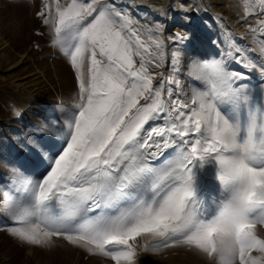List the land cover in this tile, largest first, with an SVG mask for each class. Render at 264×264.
Returning <instances> with one entry per match:
<instances>
[{"label":"snow or ice","instance_id":"obj_1","mask_svg":"<svg viewBox=\"0 0 264 264\" xmlns=\"http://www.w3.org/2000/svg\"><path fill=\"white\" fill-rule=\"evenodd\" d=\"M243 8L241 21L258 17L248 32L260 62L234 42L219 59L193 62L202 87L188 101L178 48L169 75L150 70L165 59L158 27L143 28L115 3L46 0L37 15L74 69L78 98L62 123L52 121L56 136L32 145L37 171L10 168L3 230L31 246L62 238L115 264H133L137 238L145 251L186 246L217 264H264L256 232L264 225V0ZM253 72L257 85L241 83ZM169 149L174 157L154 164ZM207 164L212 178L198 185L195 170ZM225 238L235 242L228 256L217 250Z\"/></svg>","mask_w":264,"mask_h":264},{"label":"rangeland","instance_id":"obj_2","mask_svg":"<svg viewBox=\"0 0 264 264\" xmlns=\"http://www.w3.org/2000/svg\"><path fill=\"white\" fill-rule=\"evenodd\" d=\"M46 0H0V264H7L15 255V263L27 264L28 246L10 236L4 227L11 222L4 209V198L14 185L9 183L10 168L32 175L37 171L31 156L32 145L41 142V137L56 136L60 131L53 120L61 123L71 113L77 102V84L74 69L68 58L51 44L52 33L37 15ZM53 2V0H47ZM66 3V0H60ZM115 3L131 15L143 28L158 27L165 40V59L159 69H150L170 74V55L174 48L180 52L176 79L180 81L186 100L190 101L194 87L201 84L189 71L195 61L219 59L228 52L234 42L248 49V55L259 63V54L252 52L255 45L248 32L258 17L244 16V0H102ZM182 9H186L182 10ZM156 10L159 11L158 15ZM149 17V18H148ZM179 23H174L173 21ZM176 33L188 36L182 45L174 46L168 38ZM193 41L197 48H193ZM229 68L241 70L238 64L228 61ZM250 80L241 81L250 87L257 85L259 77L249 73ZM157 76L154 84H159ZM151 122L146 127H150ZM175 149H169L155 161L159 165L173 158ZM213 166L207 164L195 170L196 182L211 180ZM94 214V213H93ZM90 214V215H93ZM258 237L264 238V225L256 228ZM62 254L51 264H115L103 256H92L74 247L62 238ZM49 246V245H48ZM57 247V246H56ZM41 248V246H39ZM66 250V251H65ZM254 256L259 255L253 251ZM46 261V259L40 256ZM35 263L38 260L35 258ZM133 264H217L214 259L199 254L186 246L161 248L159 251L144 250V240L137 238Z\"/></svg>","mask_w":264,"mask_h":264},{"label":"bare ground","instance_id":"obj_3","mask_svg":"<svg viewBox=\"0 0 264 264\" xmlns=\"http://www.w3.org/2000/svg\"><path fill=\"white\" fill-rule=\"evenodd\" d=\"M158 13L159 11L156 10L157 15ZM173 22L179 23L178 21L175 20ZM193 48H197V43L195 41H193ZM62 243H63L62 241L57 242L56 238H53L52 243L49 246H41V248H39V246H28L29 256H31L34 259L36 258L38 260V263H35L34 259H27L28 260L27 264H51V261L53 262L54 259H56V257L60 255L68 259L66 255L62 254L63 250L61 249H63L62 246H64V244ZM40 256L44 257L46 261L42 259ZM15 261L16 260L14 255L8 259L7 264H13L15 263ZM18 264H23V262L21 261Z\"/></svg>","mask_w":264,"mask_h":264},{"label":"clouds","instance_id":"obj_4","mask_svg":"<svg viewBox=\"0 0 264 264\" xmlns=\"http://www.w3.org/2000/svg\"><path fill=\"white\" fill-rule=\"evenodd\" d=\"M218 254L228 256L235 250V242L231 238H225L218 243Z\"/></svg>","mask_w":264,"mask_h":264}]
</instances>
